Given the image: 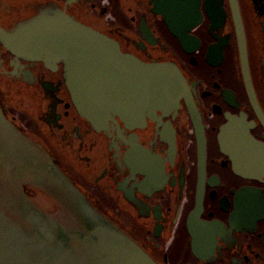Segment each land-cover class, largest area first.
<instances>
[{
    "label": "flooded vegetation",
    "instance_id": "af4514ba",
    "mask_svg": "<svg viewBox=\"0 0 264 264\" xmlns=\"http://www.w3.org/2000/svg\"><path fill=\"white\" fill-rule=\"evenodd\" d=\"M198 3L201 21L190 32L196 47L187 52L152 0H0L5 30L59 7L123 52L175 63L188 87L176 109L129 125L115 116L109 131H96L76 110L61 62L15 61L1 43L0 85L30 100L33 114L18 116L20 128L159 264H264V179L238 175L219 144L221 128L240 119L264 149V0ZM0 104L17 124L1 92ZM194 119L206 138L204 170Z\"/></svg>",
    "mask_w": 264,
    "mask_h": 264
},
{
    "label": "water",
    "instance_id": "95a60500",
    "mask_svg": "<svg viewBox=\"0 0 264 264\" xmlns=\"http://www.w3.org/2000/svg\"><path fill=\"white\" fill-rule=\"evenodd\" d=\"M152 1L153 12L163 16L182 48L194 51L190 32L201 21L198 0ZM235 16L243 73L252 93L242 25L237 12ZM0 43L15 61L61 62L76 110L96 131H109L115 116L129 125L155 110L176 109L188 88L175 63L144 62L123 52L113 37L59 7H45L11 30L0 26ZM194 124L204 170L206 138L200 121ZM219 144L238 175L264 179L263 144L243 121L229 120ZM0 264H159L98 208L47 149L7 117L1 104Z\"/></svg>",
    "mask_w": 264,
    "mask_h": 264
},
{
    "label": "rangeland",
    "instance_id": "374dc122",
    "mask_svg": "<svg viewBox=\"0 0 264 264\" xmlns=\"http://www.w3.org/2000/svg\"><path fill=\"white\" fill-rule=\"evenodd\" d=\"M0 81L2 82L1 79H0ZM0 87H1L0 92L2 95V99H4V101H5L4 105L8 106L11 109L13 116H15L17 118V124L16 125L20 127L19 121H18V116H23V115L29 116V114L31 116V114H33V113H30L32 111V109H30L28 106V102H30V100H26L23 97L19 96L18 91L14 92L11 96H9L8 93L4 91L2 84L0 85ZM6 94H7V96H5Z\"/></svg>",
    "mask_w": 264,
    "mask_h": 264
},
{
    "label": "bare ground",
    "instance_id": "6f19581e",
    "mask_svg": "<svg viewBox=\"0 0 264 264\" xmlns=\"http://www.w3.org/2000/svg\"><path fill=\"white\" fill-rule=\"evenodd\" d=\"M187 3V1L186 0H182V4H186ZM175 12H176V14H179V11H177V10H174Z\"/></svg>",
    "mask_w": 264,
    "mask_h": 264
}]
</instances>
